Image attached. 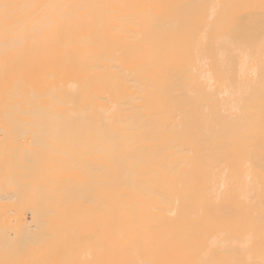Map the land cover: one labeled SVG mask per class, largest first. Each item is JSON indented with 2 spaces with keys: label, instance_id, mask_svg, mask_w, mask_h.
<instances>
[{
  "label": "bare ground",
  "instance_id": "bare-ground-1",
  "mask_svg": "<svg viewBox=\"0 0 264 264\" xmlns=\"http://www.w3.org/2000/svg\"><path fill=\"white\" fill-rule=\"evenodd\" d=\"M0 36L54 60L40 114L1 83L0 264H264V0H0Z\"/></svg>",
  "mask_w": 264,
  "mask_h": 264
},
{
  "label": "rangeland",
  "instance_id": "rangeland-1",
  "mask_svg": "<svg viewBox=\"0 0 264 264\" xmlns=\"http://www.w3.org/2000/svg\"><path fill=\"white\" fill-rule=\"evenodd\" d=\"M6 37L8 36H0V38ZM3 48L4 49H0V86H2L6 80H9L10 82L13 81L14 83L18 82L22 86L20 98L22 101L21 105L26 102V107L32 106V111L37 110L39 114L44 106L47 110V103H49L50 98L49 87L51 79L50 75H47V73H49L48 71L50 70L51 64H54L53 58H51V56L46 57L44 51L38 50L39 48L36 44L25 48H23L21 45L3 46ZM2 82L3 84L1 85ZM4 88L5 86L3 85L0 96H2ZM4 108L5 106L3 105V109ZM3 116L5 121H9V118L5 116V113H3ZM5 136L7 139V145L5 146L4 157L1 158L0 156V167L1 165L4 166V164H7L6 161L11 159L14 160L15 155L13 153L17 150L16 146L18 147V145L20 144L18 134L15 132V130L6 131ZM24 137L26 139L27 137L33 138L34 135L30 131H27L25 132ZM28 143H32V140L28 141ZM32 147L33 144L29 148L31 151H34L33 156H35V158L37 159L39 153H35L38 149ZM38 148H40L41 150L42 147ZM27 155L31 157L32 153L31 155ZM42 155L43 157H47L44 154ZM33 158L34 157H32L31 159ZM41 160V162L44 161L42 158ZM37 162L40 161L37 159ZM44 166L46 165L44 164ZM44 166L41 167L44 168ZM6 168L13 169L15 168V166L11 168L8 165V167ZM0 175H5V172L0 171Z\"/></svg>",
  "mask_w": 264,
  "mask_h": 264
}]
</instances>
